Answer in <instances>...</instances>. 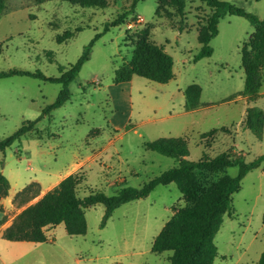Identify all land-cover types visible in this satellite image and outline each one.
<instances>
[{
    "label": "rangeland",
    "instance_id": "1",
    "mask_svg": "<svg viewBox=\"0 0 264 264\" xmlns=\"http://www.w3.org/2000/svg\"><path fill=\"white\" fill-rule=\"evenodd\" d=\"M223 1L264 19V0ZM130 5L131 0H7L0 18V72L19 68L60 77L105 24ZM210 15L199 0L188 2L182 16L169 0H141L124 24L95 43L89 61L69 86L70 100L38 122L20 143L0 152V173L11 185L2 200L5 222L72 174L81 177V197L92 192L113 196L123 187H142L177 164L146 149L145 143L161 138H184L190 161L230 151L247 162L264 155V128L258 140L244 127L246 109L253 103L239 95L245 80L240 49L254 27L242 17L225 16L210 42L213 55L193 63ZM66 32L74 36L58 43L56 37ZM146 42L164 47L173 57L174 79L159 84L134 76L129 83L114 84L115 70ZM193 85L201 89L200 106L187 111L185 90ZM61 88L26 76L0 79V140L24 121L36 120ZM259 92L257 105L264 110V81ZM237 173V167L195 173L184 191L174 183L159 186L148 198L116 209L104 227L105 207H86V235L71 236L64 225L47 228L50 240L18 264H170L172 253L153 252V247H162L170 237L169 232L160 234L174 215L173 207H198L206 196L217 195L225 175ZM33 183L39 185L36 198L16 199ZM214 242V264L259 261L264 252V171L253 170L242 180L233 196V212L225 215Z\"/></svg>",
    "mask_w": 264,
    "mask_h": 264
},
{
    "label": "trees",
    "instance_id": "2",
    "mask_svg": "<svg viewBox=\"0 0 264 264\" xmlns=\"http://www.w3.org/2000/svg\"><path fill=\"white\" fill-rule=\"evenodd\" d=\"M141 0H131L128 11L120 14L116 19L105 24L103 31L97 33L91 42L85 46L78 61L64 71L60 77H48L41 71H27L14 68L0 72V79L12 76H26L44 82L61 84L62 88L56 100L46 106L41 115L34 121H24L10 136L0 140V152H5L15 143L35 130V125L44 117L50 116L53 111L61 108L71 98L70 84L77 78L83 65L89 61L95 43L112 28L124 24L126 18L135 13L137 4ZM194 0H169V5L182 16L188 2ZM210 11L205 29L199 36L201 49L194 55L192 62L211 57L213 49L210 42L218 33L220 21L227 15L246 19L253 27L254 32L241 49V68L244 71V89L239 94L253 103L248 106L244 117V127L258 140L263 139L264 110L257 103L262 97L259 94L264 73V19L247 12L243 7L223 0H199ZM260 1V0H255ZM7 0H0V18L5 11ZM181 30V28H180ZM74 36L71 32L58 35L56 41L63 43ZM145 57H152L147 62ZM256 66V68H255ZM134 76H139L159 84H167L174 79V59L164 50L148 42L142 43L131 61L124 62L115 70L114 84L129 83ZM199 86L193 85L185 90V105L187 111L195 110L200 106ZM222 127V131H226ZM214 131H211L213 133ZM147 150L156 152L176 160V166L149 180L140 188L123 187L116 195L108 196L104 192H92L87 196L78 195V186L81 177L69 175L57 186L46 192L37 202L21 211L11 226L3 232V238L10 242H29L43 244L48 242L47 228L64 225L66 232L71 236H84L87 233V221L84 209L101 204L105 213L101 222L104 227L114 211L124 204L146 199L159 186H168L174 183L180 191H184L190 178L195 173H217L237 167V176L225 175L220 183L217 195L206 196L198 207H173L174 215L165 224L160 236L171 233L162 247H153V252H171L170 264H214L218 256V248L214 239L221 229L225 215L233 212V196L241 190L242 180L253 170L264 171V155L247 162L243 155L233 151L225 152L210 158L203 156L197 161L187 159L189 150L184 138H161L145 143ZM11 185L8 178L0 173V211L2 200L8 197ZM39 195V185L33 183L16 195L20 201H28ZM256 264H264V252Z\"/></svg>",
    "mask_w": 264,
    "mask_h": 264
},
{
    "label": "crops",
    "instance_id": "3",
    "mask_svg": "<svg viewBox=\"0 0 264 264\" xmlns=\"http://www.w3.org/2000/svg\"><path fill=\"white\" fill-rule=\"evenodd\" d=\"M14 219L11 222H5L6 217L0 211V264H18L39 246L29 242H10L3 238V232L11 226Z\"/></svg>",
    "mask_w": 264,
    "mask_h": 264
}]
</instances>
